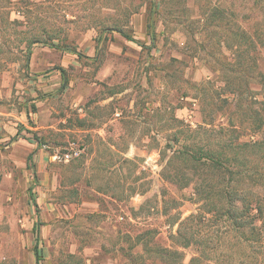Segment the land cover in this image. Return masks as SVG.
<instances>
[{
  "label": "rangeland",
  "instance_id": "obj_1",
  "mask_svg": "<svg viewBox=\"0 0 264 264\" xmlns=\"http://www.w3.org/2000/svg\"><path fill=\"white\" fill-rule=\"evenodd\" d=\"M8 1L0 0V264H37L35 230L40 264L151 263L138 237L187 261L194 247L173 235L200 203L190 170L170 173L184 144H209L245 117L219 64L237 52L220 44L238 41L228 27L256 28L264 0ZM36 38L30 49L51 52L33 71L26 46ZM249 125L233 137L264 139V126Z\"/></svg>",
  "mask_w": 264,
  "mask_h": 264
},
{
  "label": "trees",
  "instance_id": "obj_2",
  "mask_svg": "<svg viewBox=\"0 0 264 264\" xmlns=\"http://www.w3.org/2000/svg\"><path fill=\"white\" fill-rule=\"evenodd\" d=\"M216 26L224 29L220 23ZM227 31L238 41L221 43L220 48L233 50L237 55L232 60L220 61L223 69L220 72L245 117L240 122L230 120L228 126H220L211 143L184 144L176 153L181 166L170 176L178 177L188 168L195 199L200 204L195 213L178 222L173 240L181 248L193 246L194 253L185 261L182 251L138 237L142 251L152 258L151 263L156 259L164 264H264V139L239 141L233 137L240 123L247 122L254 132L264 126V73L257 69L252 53L257 48L264 49V11L256 28L237 33L228 27ZM54 38L49 37L46 44L55 46L51 43ZM33 43L40 40L33 39L26 46L27 59ZM251 86L259 87L254 92L260 97L256 101L248 96ZM35 233L34 254L40 264L36 230Z\"/></svg>",
  "mask_w": 264,
  "mask_h": 264
},
{
  "label": "crops",
  "instance_id": "obj_3",
  "mask_svg": "<svg viewBox=\"0 0 264 264\" xmlns=\"http://www.w3.org/2000/svg\"><path fill=\"white\" fill-rule=\"evenodd\" d=\"M49 52H51V49L47 48V47H34L33 49H30V54H29V66L31 68V70H35L37 67V61H42V62H47L49 60L50 54ZM75 54H77L76 52H74ZM39 54L41 55V57L39 58ZM48 63V62H47ZM0 113H3V109L0 110ZM20 124L23 125L25 122L23 120H26L27 115L23 116L21 115L20 117ZM19 123H15V125H18ZM51 127V126H49ZM39 128H46L43 125H39L35 127V130L39 129ZM11 129H13V127H11ZM16 139V138H15ZM14 141V140H13ZM14 146L15 148L21 150L22 152L20 154L25 155L26 159L31 158L32 159V152H31V148L28 147L27 145H25V143H23V141L21 140H15L14 141ZM37 155L39 156V160L38 161H42L44 160V155H42L40 148L37 150Z\"/></svg>",
  "mask_w": 264,
  "mask_h": 264
},
{
  "label": "built area",
  "instance_id": "obj_4",
  "mask_svg": "<svg viewBox=\"0 0 264 264\" xmlns=\"http://www.w3.org/2000/svg\"><path fill=\"white\" fill-rule=\"evenodd\" d=\"M69 156H70L69 153H65V154H63V159H64V160H68V159H69ZM55 157H56V156H55Z\"/></svg>",
  "mask_w": 264,
  "mask_h": 264
}]
</instances>
